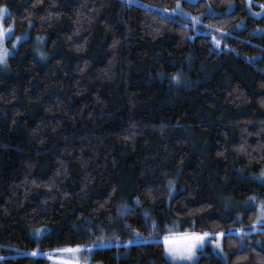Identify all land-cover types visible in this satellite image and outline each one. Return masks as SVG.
Listing matches in <instances>:
<instances>
[{
	"label": "trees",
	"instance_id": "obj_1",
	"mask_svg": "<svg viewBox=\"0 0 264 264\" xmlns=\"http://www.w3.org/2000/svg\"><path fill=\"white\" fill-rule=\"evenodd\" d=\"M5 5L0 264H173L170 230L222 238L194 264H264V0Z\"/></svg>",
	"mask_w": 264,
	"mask_h": 264
},
{
	"label": "snow or ice",
	"instance_id": "obj_2",
	"mask_svg": "<svg viewBox=\"0 0 264 264\" xmlns=\"http://www.w3.org/2000/svg\"><path fill=\"white\" fill-rule=\"evenodd\" d=\"M7 12V7L0 6V63H4L9 55V50L4 46L5 34H11L12 25H8L7 28L4 27L2 23L3 16ZM10 15V12L8 13ZM17 39H20L19 37ZM219 43V41H216ZM175 79L179 80L177 75ZM264 175V174H262ZM250 203L254 205L255 197L250 199ZM257 223H264V201H261L259 207V215L257 218ZM39 231V230H38ZM240 233L243 234V229L240 230ZM213 233L203 232L198 233L195 231H184V232H173L169 231L163 235L162 239L163 247L165 252L169 254L173 261L178 260H191L195 257L196 249L199 246H202L205 237L211 236ZM215 235H223V233H215ZM130 242V241H129ZM217 245L219 241H215ZM89 246L87 245H75V246H66L62 249H54V252L61 253L58 256H52L51 259L58 261L59 264H80L79 256L77 255L81 249L87 250ZM243 247V245H242ZM33 254H38L36 251ZM63 254H71L72 258H66Z\"/></svg>",
	"mask_w": 264,
	"mask_h": 264
},
{
	"label": "rangeland",
	"instance_id": "obj_3",
	"mask_svg": "<svg viewBox=\"0 0 264 264\" xmlns=\"http://www.w3.org/2000/svg\"><path fill=\"white\" fill-rule=\"evenodd\" d=\"M178 6V7H177ZM175 8L173 9H168V10H163L164 13H166L167 15L171 16V15H174L176 13L178 14H183L185 17H188L190 15L189 11L186 10V9H183L181 6L177 5ZM8 14V9H7V12H5L4 16H3V19H2V23L4 25L5 28L8 27L7 24H5L4 20H5V17L6 15ZM27 34H20V35H16L14 33V29L12 27V32L11 34H8L6 33L5 34V38H4V46L8 48L9 50V56L15 54L17 48H18V45L19 43L25 39ZM20 38V39H17V38ZM36 47L38 48L36 50V53L38 52V54L40 56H42L44 54V52L40 49V45H42V38L40 36L36 37ZM39 45V46H37ZM38 55V56H39ZM8 57L6 59V61L4 63H0V68L3 69L5 68V66H7V60H8ZM264 168L262 170V173L260 174L261 177H263L264 175ZM250 199H247L246 202H245V205L247 206H253L256 208V211H257V215H256V219H255V224L258 225V224H264V223H257V218H258V215H259V207H260V203L261 201H264V198H255V203L254 205L252 203H250ZM215 241H219V244L217 245L216 243H214ZM211 246L212 250L217 252V251H222L223 250V246H222V238L219 237V236H208V237H205L204 239V242L202 244V246H199L197 247L196 249V254H195V257L191 260H178V261H173L171 259V257L169 256V254H166V256L170 259V261L173 263V264H194L200 257L201 255V252L202 250H204V248L206 246ZM91 250L92 248L89 247L87 250H84V249H81V251L77 254L79 256V262L80 264H100L98 262H95L92 260V254H91ZM38 254H44V255H47L48 258H49V264H59L58 261H55L53 259H51L52 256H58V255H61V253H58V252H45V253H38ZM37 255V254H35ZM65 255L66 258H72L71 257V254H63Z\"/></svg>",
	"mask_w": 264,
	"mask_h": 264
}]
</instances>
